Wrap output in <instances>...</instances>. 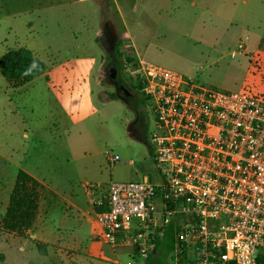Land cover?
<instances>
[{"label":"built area","instance_id":"obj_1","mask_svg":"<svg viewBox=\"0 0 264 264\" xmlns=\"http://www.w3.org/2000/svg\"><path fill=\"white\" fill-rule=\"evenodd\" d=\"M125 72L141 87L153 119L150 143L161 180L110 182L96 239L114 249L132 247L145 264L156 248L154 235L173 223L176 264H259L264 96L204 87L144 60L125 61Z\"/></svg>","mask_w":264,"mask_h":264},{"label":"crops","instance_id":"obj_2","mask_svg":"<svg viewBox=\"0 0 264 264\" xmlns=\"http://www.w3.org/2000/svg\"><path fill=\"white\" fill-rule=\"evenodd\" d=\"M56 4L54 0H0V59L9 50L27 48L47 67L42 77L20 88H14L0 70V223L21 170L43 187L27 240L16 242L15 234H8L14 239L10 244L0 239V264H127L135 258L132 247L114 249L96 239L102 230L97 214L104 210L101 204L109 184L102 160L107 152H90L76 141L69 143L73 133L83 136L85 125L117 102L99 98L106 63L105 49L97 42L99 27L85 28L83 35L71 32L68 41H57L58 48L54 42L32 37L34 12ZM257 23L262 30L264 17ZM26 32L30 38L24 37ZM240 41L245 44L241 55L246 60V82L264 93V72L253 63L258 56L264 63V29L246 31ZM53 49L61 55L58 62L50 56ZM135 118L125 125L133 138L130 126ZM55 124L60 128L58 137L51 132Z\"/></svg>","mask_w":264,"mask_h":264},{"label":"rangeland","instance_id":"obj_3","mask_svg":"<svg viewBox=\"0 0 264 264\" xmlns=\"http://www.w3.org/2000/svg\"><path fill=\"white\" fill-rule=\"evenodd\" d=\"M55 1V8L34 12L32 19L35 33L31 34L32 37L39 36L42 41L54 42V48H58L57 41L67 39L71 32L83 35L85 28L94 31L99 27L101 36L103 25L109 23L116 31L118 50L124 57L150 62L218 91L247 90L259 97L264 96L259 89L246 82V60L239 48L241 38L246 37V31H263L264 28L259 30L262 27L257 22L264 17V0ZM46 24L49 25V30ZM20 36L30 38L27 32L24 37L23 34ZM261 47L264 48V41ZM53 51L50 56L58 62L62 59L61 55L54 49ZM234 52L238 55L236 58L232 57ZM105 55V64L110 67L107 51ZM125 61L126 58L117 75L129 88L132 85L125 72ZM253 63L258 72H264V63L259 56ZM128 88L133 94V90ZM116 92L114 83L103 75L99 98L107 100ZM138 97L141 102L144 101L141 95ZM130 105L117 100L95 122L85 125L83 136L73 133L69 143L76 141L90 152H107L115 156L118 160L115 164L109 162V155L102 159L109 183L142 181L144 178L158 183L161 176L150 143L155 130L153 119L150 120L147 137H131L128 127L125 128L127 121H133L136 115ZM51 132L55 137L59 136L60 128L57 124L51 126ZM15 238L16 242L27 240L25 235ZM0 239L9 244L14 240L2 233ZM189 252L191 253L188 251V254ZM1 257L2 254L0 262ZM133 260L140 263L139 257ZM168 264H176L174 254L169 258Z\"/></svg>","mask_w":264,"mask_h":264},{"label":"trees","instance_id":"obj_4","mask_svg":"<svg viewBox=\"0 0 264 264\" xmlns=\"http://www.w3.org/2000/svg\"><path fill=\"white\" fill-rule=\"evenodd\" d=\"M97 42L101 45L100 37ZM132 61L130 56L124 57L118 50L112 62L118 71L123 68V61ZM110 61V59H109ZM0 70L3 77L14 87L20 88L42 77L47 70L45 63L27 48L9 50L0 59ZM131 82V81H130ZM133 83L131 82V85ZM131 88H135L132 85ZM141 90V87H137ZM112 100H119L117 93L110 95ZM146 100L143 104L146 106ZM142 116V114H140ZM42 185L24 171L18 174L17 182L11 196L8 212L0 225V231L5 234L23 236L31 230L36 222L39 210ZM104 211L101 209L99 212ZM175 224H170L161 237L155 235V251L149 256L145 264H168V260L175 252ZM42 253V248L39 246ZM258 263L264 264V253H260Z\"/></svg>","mask_w":264,"mask_h":264},{"label":"flooded vegetation","instance_id":"obj_5","mask_svg":"<svg viewBox=\"0 0 264 264\" xmlns=\"http://www.w3.org/2000/svg\"><path fill=\"white\" fill-rule=\"evenodd\" d=\"M100 39L101 45L103 46L105 51H107L108 60L110 59L109 62L111 63L110 67H107V65L105 64L103 75L106 78H110V81L114 83V87L117 90L116 93L121 97L120 99L127 102L129 105L131 103L133 107L132 109L136 114V118L130 126L131 133L139 139L147 137L150 128L151 116L147 111L148 108L146 109L147 103L145 106L143 102L140 101L138 95H141L144 101L146 99L144 98L141 90L137 88L138 85L135 84L133 81L129 80L133 83L132 85H134L135 87L131 88L132 86H129V88L132 89L134 92L133 94H131V92L127 90V85L121 81L122 78L117 75L118 70L112 65V62L117 56L119 39L117 37L116 31L111 27L109 23H105L103 25L102 35L100 36ZM119 93H121V95L124 94V96H121ZM140 114H142V116H140Z\"/></svg>","mask_w":264,"mask_h":264}]
</instances>
